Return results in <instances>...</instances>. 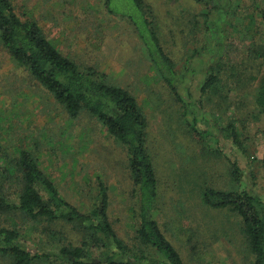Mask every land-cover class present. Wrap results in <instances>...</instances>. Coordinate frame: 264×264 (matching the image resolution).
Here are the masks:
<instances>
[{"label": "rangeland", "instance_id": "1", "mask_svg": "<svg viewBox=\"0 0 264 264\" xmlns=\"http://www.w3.org/2000/svg\"><path fill=\"white\" fill-rule=\"evenodd\" d=\"M10 1L20 16L37 22L63 55L81 67L103 72L136 97L147 118V147L158 181L154 219L183 264H252L240 218L227 209L205 205L201 194L207 188H240L264 202L260 168L264 118L254 107V84L239 89L235 75L253 71L244 56L251 37H262L255 11L264 8V0L217 1L222 11L212 15L211 35L201 28L202 7L192 0H143L153 8L162 45L175 62L173 70L181 78L178 93L188 105L186 111L149 66L140 37L142 17L133 0H111L118 15L106 12L105 0ZM225 53L236 64L230 74L232 92L219 116H212L211 104L201 109L195 104L210 60ZM226 71L228 75L230 70ZM194 122L212 136L203 141L195 138ZM226 123L236 127L244 153L222 136L220 127ZM20 150L34 154L64 200L83 214L93 209L103 184L107 216L129 253V264H167L147 249L145 262L132 260L142 255L136 239L140 210L125 148L90 115L71 119L0 42V185L12 200L17 184L6 170ZM231 163L241 171L240 186L231 179ZM0 228L18 230L19 242L49 255L48 263H61L60 247H80L83 240L74 224H35L16 213L0 215ZM102 256L101 249L91 248L93 264ZM0 264L7 261L0 257Z\"/></svg>", "mask_w": 264, "mask_h": 264}, {"label": "trees", "instance_id": "2", "mask_svg": "<svg viewBox=\"0 0 264 264\" xmlns=\"http://www.w3.org/2000/svg\"><path fill=\"white\" fill-rule=\"evenodd\" d=\"M192 1L202 7L201 28L211 35L208 24L212 15L222 11L217 2L220 0ZM133 4L142 17L143 31L140 37L149 54V66H152L155 75L186 111L188 105L178 93L181 78H176L173 70L175 62L162 45L154 10L143 0H133ZM104 6L107 13L118 15L117 9L111 5V0H105ZM255 12L263 33L260 34L261 38L251 37V43L246 47L244 56L245 60L253 65V71L242 76L235 75L239 89L246 86V83L254 84V107L264 118V8L256 9ZM225 24L231 27V21ZM226 34L224 39L229 36V33ZM0 42L11 59L24 67L71 119L78 118L82 113L90 115L111 138L125 148L130 177L138 192L140 210L136 239L142 255L133 257L132 260L145 262L147 257L144 251L147 249L160 255L167 264H183L178 252L165 238L154 219L158 181L147 147V118L136 97L127 89L113 84L103 72L93 67H81L63 55L37 22L32 18L20 16L10 0H0ZM232 64L234 63L230 62L226 53L212 57L199 89L200 99L195 107L201 109L211 104L212 116H219L228 101L229 93L232 92L229 87L230 74L236 67V64ZM226 69L230 70L228 75ZM191 107H194V104ZM191 131L200 141L212 136L211 131L207 129H197L195 122L191 125ZM220 132L224 139L230 140L244 153L238 131L232 123L220 127ZM260 168L264 177V154L260 160ZM6 172L9 177L15 179L17 189L14 193L15 200H12L2 191L0 185V215L16 213L35 224H74L83 234L80 247L71 244L60 247L58 259L61 263H48L49 255L28 249L19 242L18 230L0 228V257L6 260L7 264H93L92 247L103 252L104 257L96 260L98 264L130 263L126 247L117 238L109 222L107 189L103 184H100L93 209L88 214H83L64 200L30 151L20 150L13 166ZM230 172L232 181L242 185V174L236 163H231ZM201 197L205 205L214 209H227L240 218V231L253 257L252 264H264L263 200L240 188L221 191L207 188L202 191Z\"/></svg>", "mask_w": 264, "mask_h": 264}]
</instances>
